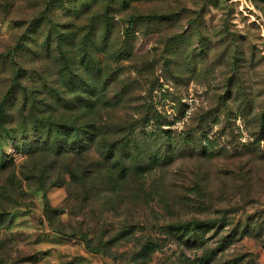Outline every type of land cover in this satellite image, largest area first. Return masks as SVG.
<instances>
[{"label": "rangeland", "instance_id": "374dc122", "mask_svg": "<svg viewBox=\"0 0 264 264\" xmlns=\"http://www.w3.org/2000/svg\"><path fill=\"white\" fill-rule=\"evenodd\" d=\"M86 1L144 17L96 93L53 52ZM0 123V264H264V0H0Z\"/></svg>", "mask_w": 264, "mask_h": 264}, {"label": "trees", "instance_id": "16d2710c", "mask_svg": "<svg viewBox=\"0 0 264 264\" xmlns=\"http://www.w3.org/2000/svg\"><path fill=\"white\" fill-rule=\"evenodd\" d=\"M124 4V3H123ZM121 4V6H123ZM96 5V2L93 1L92 3H89V1H86L81 7H76L69 15L70 17L74 19H70V22L68 25L58 30V33L62 36L61 39L54 45V53H58L59 57L63 60H66L68 63L67 68L64 69V71L71 70L73 67L72 59L70 58L69 54L72 52V50H75L76 53V60L78 64L81 66L79 68L80 76L85 79L83 82H81V86L85 85V87H91L94 86L93 91L99 92V89L95 86L96 83L99 85L102 82V79L105 76V73L103 72V60L102 58L105 57L110 62H117L121 59H129L126 57H131L130 54V40L128 39L132 32L131 28L135 27L136 23L142 20V16H138L136 14H129L124 19V23L126 24L125 31V41L120 46L117 43H113V37L115 34V25L114 23L115 16L114 11L111 9H98L95 10L94 7ZM124 7V6H123ZM124 9V8H123ZM100 35L102 37V46L101 49L103 53V56H97L94 51H96V45L92 48L87 46V43H89L91 40L96 39V35ZM58 38L59 35L57 34ZM51 44H49L48 41V50L50 49ZM96 47V48H95ZM99 55V54H98ZM70 58V59H69ZM78 75V74H77ZM70 76H66V79ZM86 78L94 79V83H87L86 84ZM65 80L64 75L58 74L56 82L61 84ZM16 81V80H15ZM97 81V82H96ZM103 91V88H101ZM10 91V90H9ZM101 91V90H100ZM82 92V90H80ZM25 93V101L28 98H36V93H39V90L37 89H28ZM64 94L65 92L62 91ZM56 95L58 93L55 92ZM94 94V93H93ZM104 95V94H103ZM111 108V107H110ZM96 111L99 112V107H96ZM1 111V115H2ZM81 118L85 117L87 114L86 112H81L80 114ZM94 119V118H93ZM89 127L91 128L90 136L91 141L96 144V146L101 147V150H105L104 152H101V157H109L112 159V166L117 171H122L123 169V161H121L120 157L117 158V153L115 150H119L120 147L124 144L122 138L114 137L111 140L110 144L101 145L100 143L105 141L106 138L100 135L101 128L97 125V122L88 123ZM1 126V123H0ZM2 127V126H1ZM4 129V127H2ZM68 127L65 125H61L58 127V133L64 140V142L67 139L66 133L68 132ZM72 129V128H71ZM119 129H122L119 128ZM119 129H117L115 132H117ZM88 130H85L84 128H76L74 129L73 134V142L75 144L81 145V142L85 139L82 132H87ZM93 131V132H92ZM89 132V131H88ZM1 163L0 168L7 166L5 159L1 156Z\"/></svg>", "mask_w": 264, "mask_h": 264}]
</instances>
